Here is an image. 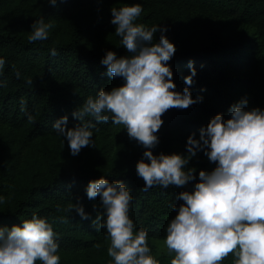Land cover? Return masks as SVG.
Here are the masks:
<instances>
[{"label": "trees", "instance_id": "trees-1", "mask_svg": "<svg viewBox=\"0 0 264 264\" xmlns=\"http://www.w3.org/2000/svg\"><path fill=\"white\" fill-rule=\"evenodd\" d=\"M136 3L143 7L136 23L167 26L166 35L177 47L169 61L176 90L189 87L193 98L202 97L187 109L164 114L154 154H186L190 135L199 138L216 114L230 118L229 109L242 99L247 109L264 110V0H58L55 7L47 0H0V58L5 59L0 73V226L22 225L34 214L46 218L57 233L61 264H114L107 255L106 228L99 227L106 219L100 197H87L91 180L103 176L126 184L133 196L129 215L136 230L148 232L150 243L166 238V227L183 203L178 194L194 190L201 169L216 166L200 151L185 169L197 170L196 181L184 188L144 191L136 165L146 149L130 137H117L123 125L96 124L86 117L102 146L99 151L85 147L76 156L52 127L65 115L67 126H76L80 121L72 113L89 96L123 83L107 74L101 60L109 50L118 57L130 55L115 34L111 9ZM41 18L53 26L49 37L29 43L32 24ZM190 61L196 76L189 86ZM76 203L84 206L88 219L69 210ZM157 258L161 264L172 259Z\"/></svg>", "mask_w": 264, "mask_h": 264}, {"label": "clouds", "instance_id": "clouds-1", "mask_svg": "<svg viewBox=\"0 0 264 264\" xmlns=\"http://www.w3.org/2000/svg\"><path fill=\"white\" fill-rule=\"evenodd\" d=\"M47 2L55 7L58 0ZM142 12L139 3L111 9L115 34L130 55L118 57L109 50L101 63L109 76L122 78L123 83L111 90H99L95 98L89 96L72 113L80 121L76 126L69 128L65 115L52 127L76 156L85 147H96L95 124L85 122L86 117L96 124L111 121L123 125L128 136L146 149L136 165L144 191L184 188L196 181L197 170L185 169L203 151L216 166L211 171L201 169L194 190L178 194L183 203L167 225L164 240L168 253H174L170 264H222L230 255L234 264H264V110L247 109L248 101L242 99L229 109L230 118L216 114L200 130L199 138L195 133L190 135L186 154H154L164 114L173 108L187 109L202 97L193 98L189 87L176 90L169 61L177 47L166 35L167 26L149 28L136 23ZM52 27L43 18L36 20L29 43L47 40ZM51 54L56 55L54 48ZM4 65L5 59L0 58V73ZM189 67L191 74L185 83L190 86L196 68L191 61ZM16 76L19 78L20 73ZM86 191L90 200L100 197L105 210L106 219L99 227L106 228L110 239L107 255L114 264H161L152 254L148 232L136 230L129 215L133 196L123 181L110 182L102 176L91 180ZM176 208L173 205V210ZM69 210H75L82 219L89 217L82 204L76 203ZM59 247L53 224L36 214L22 225L0 226V264H61Z\"/></svg>", "mask_w": 264, "mask_h": 264}, {"label": "rangeland", "instance_id": "rangeland-1", "mask_svg": "<svg viewBox=\"0 0 264 264\" xmlns=\"http://www.w3.org/2000/svg\"><path fill=\"white\" fill-rule=\"evenodd\" d=\"M120 132L116 133L117 137H121L124 138L125 140L127 138H129L128 133H127V129L123 126L122 128H120L119 130ZM61 139H64L63 137H61ZM93 140L95 142L96 147H86L87 149H89L90 151H99L101 146H102V141H100L97 136H93ZM164 240H155V241H150V246H152L151 250H152V254L155 255L156 257H159L161 255H168L170 258H173L174 253H168L165 245H164ZM227 261H234V257L233 256H229L228 258H226Z\"/></svg>", "mask_w": 264, "mask_h": 264}]
</instances>
